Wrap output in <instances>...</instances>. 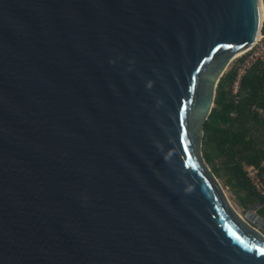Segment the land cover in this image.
Returning <instances> with one entry per match:
<instances>
[{
	"label": "water",
	"instance_id": "obj_1",
	"mask_svg": "<svg viewBox=\"0 0 264 264\" xmlns=\"http://www.w3.org/2000/svg\"><path fill=\"white\" fill-rule=\"evenodd\" d=\"M260 0H0V264H264L204 125Z\"/></svg>",
	"mask_w": 264,
	"mask_h": 264
},
{
	"label": "trees",
	"instance_id": "obj_2",
	"mask_svg": "<svg viewBox=\"0 0 264 264\" xmlns=\"http://www.w3.org/2000/svg\"><path fill=\"white\" fill-rule=\"evenodd\" d=\"M248 56L237 57L219 82L215 106L204 125L202 155L240 206L247 211L259 207L264 218V199L246 170L254 167L264 182V116L259 112L264 109L263 64L257 60L245 67L238 90L233 87Z\"/></svg>",
	"mask_w": 264,
	"mask_h": 264
},
{
	"label": "built area",
	"instance_id": "obj_3",
	"mask_svg": "<svg viewBox=\"0 0 264 264\" xmlns=\"http://www.w3.org/2000/svg\"><path fill=\"white\" fill-rule=\"evenodd\" d=\"M264 18L261 26V37L259 40L256 41V43L247 51L249 52V56L244 63L243 67L240 69L238 79L234 83V90L235 92L239 88L241 75L244 73V69L247 66H250L255 61H260L264 66ZM246 52V53H247ZM260 114L264 116V109L259 110ZM252 183L254 187L256 188V191L258 194L264 199V182L259 177V172L254 167H247L246 168Z\"/></svg>",
	"mask_w": 264,
	"mask_h": 264
},
{
	"label": "rangeland",
	"instance_id": "obj_4",
	"mask_svg": "<svg viewBox=\"0 0 264 264\" xmlns=\"http://www.w3.org/2000/svg\"><path fill=\"white\" fill-rule=\"evenodd\" d=\"M206 163V162H205ZM207 165V164H206ZM207 169L208 171L213 175V177L215 178L216 182L218 183V185L220 186L227 202L229 203V205L231 206V208L240 216L243 217V213L244 212H249L247 210H244L241 206L240 203L237 199V197L232 193V191L225 185V182H223L222 180H220L219 178H217V176L215 174H213L212 169L210 168V166L207 165ZM257 208V207H256ZM259 216V213L257 214Z\"/></svg>",
	"mask_w": 264,
	"mask_h": 264
},
{
	"label": "bare ground",
	"instance_id": "obj_5",
	"mask_svg": "<svg viewBox=\"0 0 264 264\" xmlns=\"http://www.w3.org/2000/svg\"><path fill=\"white\" fill-rule=\"evenodd\" d=\"M260 4H261V12H262V22H263V18H264V12H263V1L262 0H260ZM261 22V23H262ZM260 37H261V33L258 35V40L260 39Z\"/></svg>",
	"mask_w": 264,
	"mask_h": 264
},
{
	"label": "crops",
	"instance_id": "obj_6",
	"mask_svg": "<svg viewBox=\"0 0 264 264\" xmlns=\"http://www.w3.org/2000/svg\"><path fill=\"white\" fill-rule=\"evenodd\" d=\"M263 1V11H264V0H262ZM258 209H257V214H258V210H259V207H257ZM262 218V217H261ZM262 219H264V218H262Z\"/></svg>",
	"mask_w": 264,
	"mask_h": 264
},
{
	"label": "snow or ice",
	"instance_id": "obj_7",
	"mask_svg": "<svg viewBox=\"0 0 264 264\" xmlns=\"http://www.w3.org/2000/svg\"><path fill=\"white\" fill-rule=\"evenodd\" d=\"M260 251H261V252H264V249H261Z\"/></svg>",
	"mask_w": 264,
	"mask_h": 264
}]
</instances>
